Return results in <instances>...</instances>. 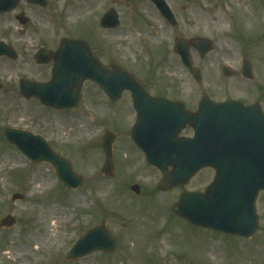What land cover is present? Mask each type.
I'll use <instances>...</instances> for the list:
<instances>
[{"label": "rangeland", "instance_id": "1", "mask_svg": "<svg viewBox=\"0 0 264 264\" xmlns=\"http://www.w3.org/2000/svg\"><path fill=\"white\" fill-rule=\"evenodd\" d=\"M166 2L177 19L175 27L151 0H47L42 6L21 0L16 9L0 14V41L18 54L16 59L0 56V220L9 214L15 219L12 226L0 227V264H264V192L258 203L259 228L250 240L195 227L177 216L172 206L181 189L162 191V173L130 139L127 94L112 101L97 84L85 81L81 102L71 109L48 107L20 94L22 79H51L53 61L37 63V51H55L62 38L71 37L87 41L104 66L117 65L140 82L174 89L186 101L197 90L215 100L264 98V0ZM239 2L248 5L249 14L234 10ZM109 9L119 14L120 25L105 29L100 20ZM218 17L229 19L222 29ZM196 36L214 43L204 59L191 50L202 75L200 84L174 50L177 38ZM243 58L253 65L252 80L241 74ZM223 64L233 76H223ZM8 127L45 137L57 154L69 159L83 178L81 185L69 189L51 163L30 161L6 139ZM107 131L116 134L109 177L102 172V137ZM5 155L18 162L7 161ZM34 172L51 183L33 192V184H40L32 179ZM212 175L211 169H203L185 188L203 190ZM134 184L139 193L131 190ZM50 207L61 211L62 222L55 237L32 243L41 247L32 255L26 239L41 236ZM102 222L116 239L115 249L66 260L78 237Z\"/></svg>", "mask_w": 264, "mask_h": 264}, {"label": "water", "instance_id": "2", "mask_svg": "<svg viewBox=\"0 0 264 264\" xmlns=\"http://www.w3.org/2000/svg\"><path fill=\"white\" fill-rule=\"evenodd\" d=\"M27 1L41 5L47 3L46 0ZM152 1L162 15L175 25L176 20L166 1ZM18 2L0 0V12L12 10ZM19 19L21 23L26 22L22 15ZM118 24L119 15L114 9L108 10L102 17L101 26L104 28H114ZM191 47L204 57L212 50L213 43L206 38H178L175 41V51L200 82L201 75L192 64ZM0 55L16 57L15 51L1 41ZM52 59L55 65L49 82L21 80V94L24 97L35 96L47 106L68 109L79 105L85 80L96 82L112 100L119 99L125 89L133 88L134 93L141 91L134 89L139 86L127 72L115 66L112 69L102 66L89 44L83 40L64 38L56 52L40 49L37 53L39 63L46 64ZM222 72L225 76L233 75L227 66H223ZM242 73L246 78L252 79L254 76L247 59L243 61ZM210 102L204 98L202 111L196 115L181 113L182 105L170 101L162 102L158 107L161 112L156 115L150 111L157 107H145L143 110L147 112L139 111L131 137L144 151L146 160L162 172L161 189L167 191L174 186L181 187L180 198L173 205L178 216L196 226L250 238L258 229L254 201L258 191L264 189V134L254 136L246 131V124L250 122L244 120L243 111L248 108L241 103L230 101L213 105ZM175 105L178 107L173 108ZM137 108L142 109L139 102ZM187 123L198 125L196 136L191 139L178 138V132ZM5 135L33 162L51 163L59 180L66 186L76 189L81 185L83 178L73 170L70 161L57 155L42 136L15 128H7ZM114 140L115 134L111 131L106 132L102 140L106 154L102 170L106 176L114 171ZM253 145L255 149L250 150ZM206 166L216 169V178L207 191L185 190L184 186L190 178ZM131 189L136 193L140 191L138 185H133ZM14 222L15 219L8 215L2 219L1 225L11 226ZM115 245V238L102 223L81 235L68 251L66 259L82 258L98 250L111 252Z\"/></svg>", "mask_w": 264, "mask_h": 264}, {"label": "flooded vegetation", "instance_id": "3", "mask_svg": "<svg viewBox=\"0 0 264 264\" xmlns=\"http://www.w3.org/2000/svg\"><path fill=\"white\" fill-rule=\"evenodd\" d=\"M141 88L143 89L144 92H141L135 95L132 91L129 90V91L124 92L121 97V99L125 98V94H127L126 97L129 101V108H128L129 109L128 118H130L129 131H131L132 129H134V127H136L137 120L139 118V111L143 112L144 111L143 109L145 107H148V108L157 107L156 109L154 110L151 109L150 111L151 113H155L154 115H156L158 112H161V109L158 108L159 107L158 105L160 103L158 102V100H155V98H167L171 101L183 103L184 106L182 108V111L184 110L187 113L195 114L199 111L200 103H201L200 102L201 94H199L200 92L198 90L194 91V94L190 95V97H187L188 99H191V100L186 101V97L179 95L178 92L174 89L161 90L162 88L159 89L160 87H158L157 85H149L143 82H141ZM226 100L227 99H221V100H218V102H222ZM137 102L140 103L142 109H138L136 107ZM242 102L245 106L256 105L253 107L254 108L253 110L248 112V116L245 118V120L250 121V124H251V125L246 126V129L252 133H256L259 130L257 121H260L261 129L264 128V98H260L254 101H248V102L242 101ZM146 112L147 111H144L143 113H146ZM195 134H196V129L194 127L186 125L180 131L178 136L193 137L195 136ZM254 146L255 145H253V147L250 148V150H254L255 149ZM139 151L141 150L139 149ZM207 169L212 170V174H213L212 176L214 177L215 170L211 167ZM197 190H201V189L199 188ZM262 192L264 191L262 190L259 192L256 202H255L257 213H258L259 198Z\"/></svg>", "mask_w": 264, "mask_h": 264}, {"label": "bare ground", "instance_id": "4", "mask_svg": "<svg viewBox=\"0 0 264 264\" xmlns=\"http://www.w3.org/2000/svg\"><path fill=\"white\" fill-rule=\"evenodd\" d=\"M232 2V0H229ZM238 1V0H237ZM93 3H95V1H93ZM235 11H237L238 14H242L245 15L246 13H248V5L245 2H239L238 4L235 3ZM249 14V13H248ZM228 18H232V16H229ZM249 18V16L247 17ZM229 21V19H226L225 17H218L217 19V23L220 25L219 27L222 29V25L224 22ZM224 31H227L228 33L230 32L229 29H226ZM133 35V33H132ZM134 36V35H133ZM5 157L7 158V161L12 162V163H16L18 162L17 160L10 158L9 156L5 155ZM33 180H39L40 184L37 186H35L33 184L32 186V191L34 192V188H40L42 185H46V184H50L51 180L46 177L44 174H38L37 172H34ZM32 192V193H33ZM33 194H30L29 196H32ZM73 200H77V198H73ZM54 207H50L47 210V213L44 215V223L45 225L43 226L44 228V232L41 234L40 237L35 238V234L33 235H29V238L26 239V247L29 249V251L31 252L32 255L38 254L40 252V246H35L32 247V243H38L39 241H41L42 239H45L46 237H49L50 234H52L51 236H54L53 233L55 232L56 228H58L60 226V223L62 222L63 216H61V211L60 210H54Z\"/></svg>", "mask_w": 264, "mask_h": 264}]
</instances>
